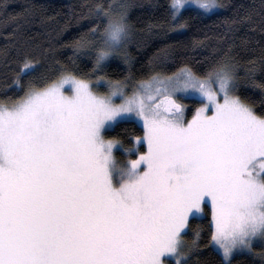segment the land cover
Instances as JSON below:
<instances>
[{"label":"snow or ice","instance_id":"snow-or-ice-1","mask_svg":"<svg viewBox=\"0 0 264 264\" xmlns=\"http://www.w3.org/2000/svg\"><path fill=\"white\" fill-rule=\"evenodd\" d=\"M130 7L88 8L92 26L74 55L92 61L94 80L66 67L51 78L22 54L13 81L22 95L0 100V264H191L200 232L187 239L190 220L209 206L208 240L221 264L257 255L264 264V110L240 94L259 90L264 106V63L260 79L254 64L241 76L229 45L203 73L184 65L129 92L100 73L126 54ZM222 7L169 0L166 12L178 30L185 13ZM251 20L224 23L232 32ZM180 96L199 99L191 120ZM134 120L143 137L108 138Z\"/></svg>","mask_w":264,"mask_h":264},{"label":"trees","instance_id":"trees-1","mask_svg":"<svg viewBox=\"0 0 264 264\" xmlns=\"http://www.w3.org/2000/svg\"><path fill=\"white\" fill-rule=\"evenodd\" d=\"M100 0H0V100L15 99L22 92L13 83L21 66L22 54H29L55 78L61 68L92 75V61L74 55V44L92 26L88 8ZM129 3L132 36L126 54L108 60L102 76L113 80L129 79L135 82L150 76L172 74L188 65L193 71L203 73L213 61L219 59L231 45V55L239 65L241 76L255 65L259 72L264 63V0H219L225 7L207 15L185 13L186 26L174 29L167 15L169 0H104V3ZM251 14L252 20L228 32L226 18L239 20ZM253 63H249V62ZM258 111L264 106L255 103L259 90L242 89ZM192 116L199 100H189ZM144 135L143 126L136 121H125L111 130L109 138L116 137L125 145L135 137ZM210 210L207 215L190 220L192 231L187 239H195L200 232V252L191 258V264H221V255L209 244ZM174 264V262H171ZM234 264H260L259 256H237Z\"/></svg>","mask_w":264,"mask_h":264},{"label":"rangeland","instance_id":"rangeland-1","mask_svg":"<svg viewBox=\"0 0 264 264\" xmlns=\"http://www.w3.org/2000/svg\"><path fill=\"white\" fill-rule=\"evenodd\" d=\"M218 10H220V9H218ZM216 11H217V10H216ZM119 56H120V55H114L113 57H111V58L109 59V61H110L111 59H113V58H114V59H117V58H119ZM156 74H157V73H156ZM154 75H155V74H154ZM161 75L163 76V75H171V74H161ZM152 76H153V75H152ZM152 76H150V77H149L148 79H146V80H149ZM91 79L94 80L95 78H91ZM109 79H110V78H109ZM111 80H113V79H111ZM114 81H116V80H114ZM119 81H122L123 83H125V85L127 86V87H126V90L129 91V92L132 90V88H133L134 85H137V84H139V82H140V81L135 82V81H132V80H129V79L119 80ZM141 81H142V80H141ZM100 91H107V89H106V88H101ZM180 99H181L182 103L186 106V109H185V118H186L187 120H191L192 116L195 114L196 109H197L198 107H200V106L196 107V109L194 110L192 116L187 117V116H188V113H189V109H191V105H190L189 100H191V99L199 100V99H198V98L187 97V96H180ZM116 102L119 103V102H120L119 99H117ZM208 114L211 115V112H209ZM134 121L140 123V124L143 126L142 122H140L139 120H134ZM141 137H143V136H141ZM108 138H109V137H108ZM135 138H136V137H135ZM135 138H134L133 141H135ZM137 147H139V145H137ZM146 150H147V146H146V144H145V146H144L143 148H140V151H146ZM116 155H117V157H119V158H125V159L127 158L126 156L123 155L122 152H116ZM131 158L135 159L136 156H132ZM207 208L210 210V215H211V209H210V206H209V207H205V209H204V213L201 215V217H204V216L207 215ZM260 250H261V249L258 247V248H257V252H259ZM257 256H258V255H257ZM172 262H174V261H172Z\"/></svg>","mask_w":264,"mask_h":264}]
</instances>
